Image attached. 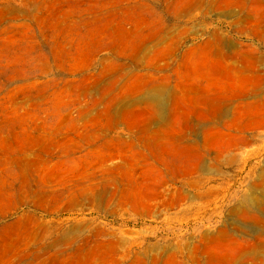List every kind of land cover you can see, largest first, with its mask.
Returning a JSON list of instances; mask_svg holds the SVG:
<instances>
[{
    "label": "rangeland",
    "instance_id": "1",
    "mask_svg": "<svg viewBox=\"0 0 264 264\" xmlns=\"http://www.w3.org/2000/svg\"><path fill=\"white\" fill-rule=\"evenodd\" d=\"M0 264H264V0H0Z\"/></svg>",
    "mask_w": 264,
    "mask_h": 264
}]
</instances>
